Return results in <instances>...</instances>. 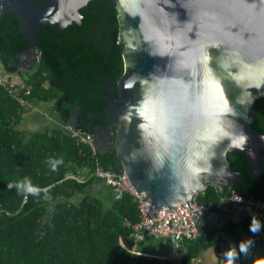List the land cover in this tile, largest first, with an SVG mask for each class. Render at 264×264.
<instances>
[{
    "label": "trees",
    "instance_id": "obj_1",
    "mask_svg": "<svg viewBox=\"0 0 264 264\" xmlns=\"http://www.w3.org/2000/svg\"><path fill=\"white\" fill-rule=\"evenodd\" d=\"M41 2L43 0H32ZM79 23L63 29L43 25L31 44L19 33L13 13L0 18V65L7 74L15 73L17 55L30 48L38 55L33 68L22 80L30 86L24 102L49 105V112L59 125L34 131L28 138L16 128L26 110L0 87V264H171L167 260L147 258L126 251L130 229L138 220L136 203L128 194L105 204L88 190L92 178L84 183L64 179L70 172L86 176L97 164L104 170L121 173L122 167L112 144L99 154L75 141L60 129L74 107L78 108L75 128L87 133L104 124L101 113L105 98L117 97L112 89L122 74L121 51L117 44V16L105 0H90L79 9ZM83 17V19H81ZM251 128L264 135V99L253 103ZM90 124V125H89ZM48 157H63L64 163L52 172ZM228 167L237 173V182L224 193L206 184L195 195L197 204L215 203L231 191L252 201L264 200V164L257 179L245 157L227 154ZM77 174V175H76ZM30 177L40 187L51 186V201L17 195L6 185ZM109 188V187H108ZM111 191V190H110ZM112 194V192H111ZM43 195V194H42ZM262 230H248L250 216L222 226H198L197 236L185 243L180 264L218 246L224 237L235 245L251 238L264 246V209L255 213ZM200 225V224H199Z\"/></svg>",
    "mask_w": 264,
    "mask_h": 264
},
{
    "label": "clouds",
    "instance_id": "obj_2",
    "mask_svg": "<svg viewBox=\"0 0 264 264\" xmlns=\"http://www.w3.org/2000/svg\"><path fill=\"white\" fill-rule=\"evenodd\" d=\"M146 4L148 12L140 22L147 24L151 35L144 37L140 49L126 46L133 52L143 51L154 63L147 72L130 74L125 66L122 87L136 95L125 103L117 120L125 137L136 133L133 143L122 140L128 144L124 159L129 166L145 165L147 180L162 186L165 202L161 206L166 207L190 199L213 178L226 182L228 152L247 149L250 137L238 121L247 120V108L256 99L249 90L264 95L260 92L264 87V0H193L191 5L187 0H146ZM221 49L235 57L227 68L220 62ZM250 77L259 82L243 87ZM225 82L241 89L234 104ZM248 154L255 155L251 150ZM216 160L222 161L219 168L213 165ZM63 163V157L47 158L52 172ZM6 188L25 200L29 196L52 199L51 186L42 188L27 176ZM248 230L254 235L262 230L255 214ZM254 243L251 238L230 243L222 253L223 264L247 257ZM259 260L264 264V258Z\"/></svg>",
    "mask_w": 264,
    "mask_h": 264
},
{
    "label": "water",
    "instance_id": "obj_3",
    "mask_svg": "<svg viewBox=\"0 0 264 264\" xmlns=\"http://www.w3.org/2000/svg\"><path fill=\"white\" fill-rule=\"evenodd\" d=\"M88 1L90 0H43L41 2H35L32 0H0V18L6 13H13L20 26L18 32L21 33L29 43L33 44L35 43L43 25H49L53 29H63L71 23L78 24L80 18L78 11ZM105 1L111 5L117 16V44L121 51L123 71L116 84L112 86V89H116L118 95L115 99L113 96L105 98L106 104L101 113L104 124L91 127L92 137L99 154H103L104 151L108 150L110 137H113L112 146L116 155L119 157L122 172L126 175L128 183L136 189L145 198L144 201L156 211L157 208H161L163 211L172 210L178 207L181 203L174 206L168 205L162 207L161 204L165 202V194L162 186L156 183H151L147 180L144 171V164L140 163L135 166H129L128 162L124 159L128 144L135 141L136 133L133 131L125 137L124 130L117 120L125 103L134 99L136 95L135 92L126 91L122 87V81L126 78L124 73L125 66H127L128 74H130L132 71L147 72L154 63V61L143 51L133 52L126 46L131 44L133 47L140 49L143 46L144 37L151 35L147 24L140 22L148 12V6L146 0ZM187 3L191 5L193 0H187ZM181 19H183V12H181ZM217 50L218 49L216 48L211 49L214 55H218V53H215ZM221 51H224V55L220 58V62L227 68L232 64L233 60H235V57L231 56L226 49H221ZM24 56L29 57L28 66L30 68L33 67L34 53L30 48L17 55L15 61L21 65ZM258 82L259 80L255 77H250L247 83L242 82V86L247 88L248 83L255 84ZM225 88L230 101L234 104L236 97L241 93V89L232 85L230 82H225ZM249 91L256 97L255 100L259 98L264 99V95H259L256 89H250ZM260 92H264V87L260 89ZM243 98L246 100L248 97L245 94ZM253 103L247 108V120L245 121L241 119L238 121V123L243 125L245 133L250 137L247 149L244 152L232 150L228 153H238L245 157L252 170L254 179H257L260 171V163L262 162L264 164V135L255 132L251 128L250 124L254 117ZM236 107L240 112H244V109L239 105ZM77 112L78 108L74 107L67 120V124L71 127H75ZM102 130L108 131L107 135L104 137V142H100ZM125 138L127 139L128 144H122V140ZM226 143L227 142H225V144ZM248 150L254 152L255 155L250 156ZM221 163L222 161L219 160L213 161V165L216 168H219ZM227 169L230 172V177L226 179V182L220 183L213 178L209 182H206L204 187L206 184H210L214 186L219 193H224L227 188L237 182V173L233 172L232 169L228 167V163ZM204 187L201 190L194 192L191 197L201 192ZM189 200L190 199L185 202H188ZM250 211L251 208L247 205L226 200L223 202L220 209L211 211L205 216L199 217L198 224L205 220L209 224L220 227L225 222L236 223L241 221L245 217L251 215Z\"/></svg>",
    "mask_w": 264,
    "mask_h": 264
},
{
    "label": "built area",
    "instance_id": "obj_4",
    "mask_svg": "<svg viewBox=\"0 0 264 264\" xmlns=\"http://www.w3.org/2000/svg\"><path fill=\"white\" fill-rule=\"evenodd\" d=\"M37 57L38 55L34 53L33 62L37 61ZM0 87L16 102L24 103L26 107L30 106V103L24 102L21 98L22 94L26 95L30 90V86L23 81L12 82L0 77ZM60 129L75 141L88 146L92 154L97 151L92 133H87L78 128L71 127L67 123L60 125ZM89 177L101 181L105 186L109 187L113 199L115 200L120 199L123 194H128L132 197L133 201L136 203L138 220L132 224L124 222V225L130 229L128 237L130 244L128 248H126L121 241L119 244L126 251L147 258L151 257L142 253L140 254L136 250L138 243L145 239L163 240L171 250L167 258L182 255L183 252L179 254V250L184 251L185 243L193 240L198 234L199 217L220 209L223 202L226 200L249 206L251 208V215L264 209V200L252 201L251 199L242 198L231 191L228 195L220 198L215 203L197 204L195 195H193L188 202L181 203L172 210L163 211L161 208H157L156 211L145 202V198L128 183L126 175L123 172L114 173L104 170L99 165L95 164L94 168L89 173ZM63 178L74 180L77 183L83 182L82 178L70 172H66ZM239 197L241 198L240 202ZM24 200L23 198L22 201ZM187 264H202V261L200 257L196 256L189 258Z\"/></svg>",
    "mask_w": 264,
    "mask_h": 264
},
{
    "label": "crops",
    "instance_id": "obj_5",
    "mask_svg": "<svg viewBox=\"0 0 264 264\" xmlns=\"http://www.w3.org/2000/svg\"><path fill=\"white\" fill-rule=\"evenodd\" d=\"M10 75L11 74L6 73L5 78L2 76L1 78L12 81V82L19 81V80L11 79ZM56 124L59 125L56 122V120L52 117V115L50 114L49 105L30 104V106L27 107L25 112L23 113L22 119L16 125V128L18 130H21L24 133L25 138H28L34 131L53 127ZM77 177L82 178V181H83L82 183H84L85 180L89 177V174L86 176V173L84 172V170L81 169L78 171ZM88 189H89L88 191L93 195H95V193L102 194L103 200L102 199L101 200L105 204L110 202L112 198L110 189H108L101 181H98L96 179L92 178L91 186ZM203 225H212V224H209L204 220V221H201L199 226H203ZM154 242L156 245H159V246L162 245L163 250H158L157 247H154L152 252H142V251H138V252L144 255L150 256L151 258L167 260L171 262V264H180L181 255H178L172 258H167L169 254L171 253L170 248L161 239L154 240ZM230 243L234 244L229 238L224 237L219 243L218 251H216L213 248H208L202 251L201 253H199L198 257L201 258L202 264H223L222 253L229 247ZM181 252L183 251L179 250V254H181ZM259 258H264V246L257 245L254 243V246L250 249L249 255L247 257L241 256L240 260H238L236 264H253V261H257V264H260Z\"/></svg>",
    "mask_w": 264,
    "mask_h": 264
},
{
    "label": "rangeland",
    "instance_id": "obj_6",
    "mask_svg": "<svg viewBox=\"0 0 264 264\" xmlns=\"http://www.w3.org/2000/svg\"><path fill=\"white\" fill-rule=\"evenodd\" d=\"M30 69H28V71H29ZM30 72V71H29ZM27 72H25V71H20V72H15V73H13V75L11 74L10 75V78L11 79H14V80H19V81H22V80H24L25 78H26V76H27ZM5 75H6V73L2 70V66L0 65V77L2 76V77H4L5 78ZM107 187V186H106ZM108 188V187H107ZM108 189H110V188H108ZM95 196L96 197H98V198H100V199H102L103 200V198H102V194H100V193H95ZM154 247H157L158 248V250H163V247H162V245H156L155 244V242H154V240H151V239H145V240H143V241H140L139 243H138V245H137V247H136V250L137 251H142V252H152V250H153V248ZM160 252V251H159ZM163 252V251H162Z\"/></svg>",
    "mask_w": 264,
    "mask_h": 264
},
{
    "label": "flooded vegetation",
    "instance_id": "obj_7",
    "mask_svg": "<svg viewBox=\"0 0 264 264\" xmlns=\"http://www.w3.org/2000/svg\"><path fill=\"white\" fill-rule=\"evenodd\" d=\"M80 19V18H79ZM78 23H79V20H78ZM34 53V52H33ZM23 62L21 63V65L20 64H18L16 61L15 62H13V63H11L12 65H14L15 67H16V70L18 71V72H20V71H25V72H29L33 67H29L28 66V60H29V57L28 56H24L23 57ZM34 63V62H33ZM20 67V68H19ZM28 69H30L29 71H28ZM112 88V87H111ZM103 125V124H102ZM97 126V125H96ZM107 133H108V131L107 130H102V132H101V134H102V137H101V139H100V142H104L105 141V136L107 135ZM112 140H113V137H110V140H109V147H110V144H112ZM109 149V148H108ZM107 151V150H106ZM106 151H104V153L106 152Z\"/></svg>",
    "mask_w": 264,
    "mask_h": 264
}]
</instances>
